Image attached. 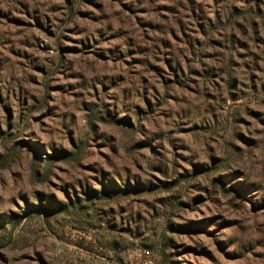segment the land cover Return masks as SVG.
<instances>
[{
  "label": "rangeland",
  "instance_id": "374dc122",
  "mask_svg": "<svg viewBox=\"0 0 264 264\" xmlns=\"http://www.w3.org/2000/svg\"><path fill=\"white\" fill-rule=\"evenodd\" d=\"M0 264H264V0H0Z\"/></svg>",
  "mask_w": 264,
  "mask_h": 264
},
{
  "label": "built area",
  "instance_id": "2783aa9c",
  "mask_svg": "<svg viewBox=\"0 0 264 264\" xmlns=\"http://www.w3.org/2000/svg\"><path fill=\"white\" fill-rule=\"evenodd\" d=\"M150 263V262H149Z\"/></svg>",
  "mask_w": 264,
  "mask_h": 264
}]
</instances>
